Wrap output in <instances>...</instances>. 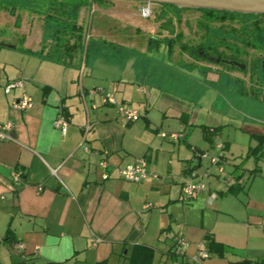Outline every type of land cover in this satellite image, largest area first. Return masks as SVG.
I'll return each instance as SVG.
<instances>
[{
  "label": "crops",
  "instance_id": "1",
  "mask_svg": "<svg viewBox=\"0 0 264 264\" xmlns=\"http://www.w3.org/2000/svg\"><path fill=\"white\" fill-rule=\"evenodd\" d=\"M48 17L57 18L33 16L29 31L23 26L28 19L18 23L22 50L9 37L0 39V123L11 121L14 136L13 141L0 140V264H128L136 254L145 255L147 264H185L201 245L206 249V235L222 244L223 255L210 252L193 264L264 263V146L254 151L259 143L256 135H264V115L232 103L235 109L226 113L224 124L233 129L226 131V140L218 135L221 123H200L195 134L187 126L196 103L193 93L178 92L183 80L176 69L130 53L122 67L99 50L86 60L85 52L80 66V51L72 61L74 52L62 54L56 49L55 26L49 25L47 34L41 31L40 24H46ZM99 21L90 36L106 30L121 43H139L137 34L111 35L109 24L102 26ZM155 29L148 31V45L170 36L167 27ZM176 53L186 54L185 47L176 45ZM188 60L189 71L196 72L192 66L199 60ZM200 67L209 82L220 79L216 71L222 67L209 62ZM222 71L237 77L233 70ZM16 79L23 85L5 91L4 86ZM192 81L186 80L189 92H193ZM242 81L252 87L245 74ZM94 88L112 93L118 104L139 110L140 117L126 122L115 105L101 102L100 94L80 95V89ZM233 88L229 94L237 92L235 101L243 103L242 88L236 92ZM24 93L31 98L30 107L14 108L13 100ZM58 114L67 120L64 132L53 126ZM194 121L198 122V115ZM204 127L217 129L205 133ZM171 131H183L184 136L171 140L159 134ZM216 139L224 143L226 170L230 165L232 171L240 168L241 182L220 190L208 179L207 190L182 200L184 176L198 166L201 151L214 152ZM236 156L251 158L253 168L233 163ZM139 158L146 162L142 181L116 175L117 166ZM101 159L107 162V179L101 176ZM15 169L22 172L18 181L11 178ZM177 237L184 242L178 247ZM172 246L175 255L170 254Z\"/></svg>",
  "mask_w": 264,
  "mask_h": 264
},
{
  "label": "rangeland",
  "instance_id": "2",
  "mask_svg": "<svg viewBox=\"0 0 264 264\" xmlns=\"http://www.w3.org/2000/svg\"><path fill=\"white\" fill-rule=\"evenodd\" d=\"M62 1L68 4L62 5L60 3ZM85 1H87L86 4L80 7V12L78 14V17H80L79 21L82 19L81 37H83V39L81 41V49L74 52L72 61H75V58H77L80 51L79 65L81 66L84 49L87 55L85 60L90 56H93L94 52L96 53V51L99 50L105 58L114 61L122 67L126 64L127 60L131 58L129 55L130 53L132 54V57L137 56L138 59H140V57H148L152 61L160 63L162 67L167 66L168 68L176 69V71H178L176 74L180 76V80H183V86L177 88L178 92H181L184 96H189V94L193 93L192 96L196 103V107L192 109L191 118L187 126L190 131L194 129L195 134L199 133L200 123L205 125H217L221 123L218 135H220L223 140H226V131L229 128L233 129L229 124H224L228 123V116L226 113L231 112V110L234 111L235 109L231 106L232 103L235 107L240 109L242 106L248 113L264 115V82L261 80L259 82L253 81L254 79L252 78V87H248V85H245L247 82L245 81L246 83H243L242 81L244 74H246L247 78L248 71L238 70L236 68L232 69L229 65L218 64L206 60L200 54V50H204L211 56H214L218 53V46L220 45L219 47L224 53L232 52L239 56L240 59L242 55H248L250 57L253 55L251 54L252 52H247V50H245V44L247 41L252 42L251 45L254 47V53L264 52V41L257 39L256 37L254 38L253 32L250 31L252 28L250 23H247L248 28L246 27L245 29L240 30L233 29L229 26L231 24L235 28L239 27V25H241L240 21L243 20V16L236 15L239 23L233 20L221 21L208 15L201 9L178 8L169 4L152 2V16L146 18L142 17L138 11L139 6L143 3L141 1ZM76 3H78V0H0V39H2L1 37H9V42L15 44L22 50L24 46L21 41V35H18L17 37V34H21L22 28L18 26V23L22 20L28 19L26 25H21L24 26V31H29L33 29V26L30 27L29 25L33 16L43 19L46 15H53V17H57L56 21H52V18L48 17L46 24H40L41 31L47 34L49 25L55 26L56 30H58L55 37H57V41L61 45L62 43L67 42L70 38H73V31L71 30L72 22L66 23L63 19L65 18L67 20L68 16L71 17L70 19H74L75 10L73 7ZM128 3L129 6H127ZM91 5L94 6L95 11L90 15L89 10ZM65 6L69 10L62 12L61 10ZM1 15L5 17H2L3 20ZM12 15H14L13 18H10ZM168 15L170 16V19L165 18ZM61 17L62 19L60 20L59 18ZM162 18H165L163 19L164 22L159 21ZM5 19H8L9 22L5 23ZM13 19H17V21L15 22ZM98 21L102 26L109 24L111 35L113 33L116 34V32L123 36L137 34L139 43L135 45L121 43L117 41L115 37L113 38L110 34L105 33V30L102 33L103 35L98 37H92L91 35L89 41L85 45V32L94 29ZM166 21H168V24L165 23ZM170 23L171 26L169 25ZM88 24L90 25L89 27H87ZM243 24H245V22ZM152 26L156 28L155 32H158L165 27H171V30H167V33L170 35L168 36L169 38L156 39L158 42L155 43L154 40L148 45V43L151 42V37L149 36L148 31ZM64 28L66 33L62 32V29ZM172 33H174V35H172ZM225 39H227L229 45H225ZM124 40L126 39H123V41ZM178 44L185 47L186 54L181 55L176 53V45ZM158 46L161 50L159 52L157 50ZM143 47H145L146 51H144ZM170 47L173 49L172 53L169 51ZM118 51L123 53V55L118 53ZM190 57L194 60H199L198 62H195L194 66H192L196 69V72L194 73L189 71L188 63L190 61L188 58ZM57 59L59 58L57 57ZM208 62L224 69H232L237 72V77L229 76V74L222 71L221 68L216 71V74L218 76L220 75V79L218 81L209 82L205 79L204 71H199L201 64L206 65ZM239 74L240 79L238 78ZM170 78L174 79L175 77L172 76L169 77V79ZM186 80L189 82L194 80L191 82L194 84L193 92H189ZM196 81L200 82L199 86ZM177 84L180 83L177 82ZM232 87H234L233 89H235V92L237 89L242 88L243 96L246 95L245 97H241L245 100H242L243 103L239 100L235 101V97H239L237 92L236 94H229L230 88L232 89ZM172 89H175V87ZM199 107H202V109L200 110ZM196 115H198V122L194 121ZM262 162L264 161H261L262 173H264V165H262ZM233 163H239L238 165L243 168H253L254 166L252 159H244V156L234 157ZM204 166H206V160H203L202 162V167ZM227 168V171H232L231 165ZM240 172V168L234 169L235 174L238 175ZM209 181L215 188L220 190L225 189L219 180L210 177ZM245 190L243 189L241 192H244ZM261 190H264V188ZM232 227L235 228V226Z\"/></svg>",
  "mask_w": 264,
  "mask_h": 264
},
{
  "label": "built area",
  "instance_id": "3",
  "mask_svg": "<svg viewBox=\"0 0 264 264\" xmlns=\"http://www.w3.org/2000/svg\"><path fill=\"white\" fill-rule=\"evenodd\" d=\"M95 11L94 6H90L89 13L90 15ZM139 14L142 17H151L152 16V2L146 1L143 2L138 8ZM90 32L86 31L84 34L85 45L89 41ZM85 49L83 51L82 64L85 55ZM23 85V81L20 79L12 80L8 82L4 89L8 91L12 87H21ZM85 93L90 95L100 94L101 102L103 104L115 105L117 111L120 116L124 118L126 122L135 121L140 117V112L137 109H132L125 107L124 105L118 104L114 95L112 93L104 92L100 88L88 89L84 91L80 89V95L83 97ZM31 98L27 94H22L20 98L17 100H13L12 106L16 109L24 110L30 107ZM53 126L55 128L60 129L62 132L66 130L67 120L62 114H58L53 121ZM89 128V125H86L84 128V132H86ZM13 123L11 121H6L4 123H0V140H8L13 141L14 136L12 133ZM161 137H167L171 140H178L179 138L184 136L183 131H171V132H160ZM224 143L223 141L216 139L214 140L213 150L214 152H210L208 150H203L199 153V166L192 167L184 176L181 182V198L184 201L189 200L194 194L207 190V181L210 176L218 177V180L225 188H229L236 183L241 182L240 176L235 174L234 171L226 170V159L223 152ZM202 160H206V166L202 167ZM98 166L102 169V178L107 179L109 175V171L107 169V162L104 159L98 161ZM215 169V171H214ZM22 175L21 170L15 169L11 172V178L13 181L20 180ZM116 175L119 178L130 182H140L146 176V162L143 158H139L134 163L127 164L125 166H117L116 167ZM66 188V186H65ZM67 189V188H66ZM183 240L180 237H177L175 240V245L178 247L183 244ZM18 247H21L22 244L18 243ZM202 246V245H201ZM198 251L192 255L190 263L185 264H193L194 262L200 261L204 258L209 257V252L207 249L201 247ZM171 264H184L181 262L173 261Z\"/></svg>",
  "mask_w": 264,
  "mask_h": 264
},
{
  "label": "flooded vegetation",
  "instance_id": "4",
  "mask_svg": "<svg viewBox=\"0 0 264 264\" xmlns=\"http://www.w3.org/2000/svg\"><path fill=\"white\" fill-rule=\"evenodd\" d=\"M236 15L237 14L229 16L226 14L225 19H223L221 21L233 20V21L238 22ZM238 16H243L242 17L243 20L240 21L241 25H239V27L235 28L230 24L229 26L231 28L237 29V30L245 29L248 26L247 23H250V25H252V28L250 31L253 32L254 38L256 37L257 39L264 41V14H242L241 13V15H238ZM165 18L170 19V16L168 15ZM165 18H163V19H165ZM244 22H245V24H243ZM165 23L168 24V21H166ZM255 27H257L258 29H256ZM167 29H169V28L167 27ZM225 41H226L225 45H229L227 39H225ZM251 44H252L251 41H247L245 44V50H247V52L251 51L252 52L251 54H253V55L250 57L248 55H242L241 59L239 56L233 54L232 52L224 53L221 50V48L219 47L220 45L218 46V53L214 56L213 55L211 56L210 54H208L204 50H200V54L206 60H209V61H212V62H215L218 64L229 65L232 67V69L236 68L238 70L248 71L247 80L251 81L253 78L254 79L253 81L259 82L261 80L262 82H264V52L254 53L255 52V51H253L254 47ZM242 60L245 62V64ZM241 65H244V67Z\"/></svg>",
  "mask_w": 264,
  "mask_h": 264
},
{
  "label": "trees",
  "instance_id": "5",
  "mask_svg": "<svg viewBox=\"0 0 264 264\" xmlns=\"http://www.w3.org/2000/svg\"><path fill=\"white\" fill-rule=\"evenodd\" d=\"M87 1L85 0H78V3H76L74 5V10H75V14H74V19H70L71 17H67V20L64 18L63 21L64 22H72V27H71V30L73 31L72 33V36H73V42L72 43H69L68 41L65 42V43H62L60 45V43L56 42V49H58L62 54H64L65 52H75L77 51L78 49L80 50L81 49V32H82V27L80 25H77L76 24V19H77V16H78V12H79V8L86 4ZM62 5H66L68 3L62 1L60 2ZM65 7H63V9L61 10L62 12H66L68 11L69 9ZM203 12L207 13L208 15L214 17L215 19H219V20H223L225 19L226 17V14L227 15H234V14H237V15H241V13H235V12H227V11H217V10H210V9H201ZM60 20L62 19L59 18ZM253 24V23H252ZM171 26V24H169ZM169 30H171V27H168ZM256 29H258L257 27H255ZM254 28V29H255ZM62 32L66 33V30L65 28L62 29ZM210 128V130H209ZM204 132H215V130L217 129L216 127H204ZM256 137L258 138V145L254 148V151H259L261 149L262 146H264V135H256ZM203 244L204 246L206 247L207 251L210 253V252H213V253H216L218 255H223V246L222 244L214 241L209 235H206L204 240H203ZM170 254L171 255H175V248L174 246H172L170 248ZM147 257L145 255H141V254H136V256L134 257L133 255L130 256L129 258V261H128V264H147ZM233 264H264V263H258V262H252L250 260H240L239 262H235Z\"/></svg>",
  "mask_w": 264,
  "mask_h": 264
},
{
  "label": "water",
  "instance_id": "6",
  "mask_svg": "<svg viewBox=\"0 0 264 264\" xmlns=\"http://www.w3.org/2000/svg\"><path fill=\"white\" fill-rule=\"evenodd\" d=\"M169 4L178 8L210 9L242 14H264V0H137ZM244 67V65H241ZM199 160V158H198ZM200 162H198L199 166Z\"/></svg>",
  "mask_w": 264,
  "mask_h": 264
}]
</instances>
